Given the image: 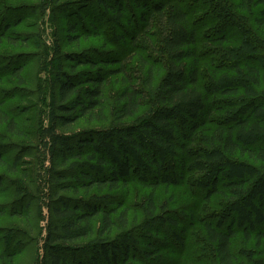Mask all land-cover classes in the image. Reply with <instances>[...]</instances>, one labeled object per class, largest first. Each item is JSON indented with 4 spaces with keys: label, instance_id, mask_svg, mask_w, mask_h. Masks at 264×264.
<instances>
[{
    "label": "trees",
    "instance_id": "trees-1",
    "mask_svg": "<svg viewBox=\"0 0 264 264\" xmlns=\"http://www.w3.org/2000/svg\"><path fill=\"white\" fill-rule=\"evenodd\" d=\"M105 1L97 3L109 7V11L114 9L109 28L119 25L125 8L123 0L104 5ZM206 1L212 10L194 18L193 6L183 0H128L139 11L140 20L128 43L149 55L136 53L139 69L128 68L131 58L123 60L108 54L94 57L64 53L62 59L56 58V64L46 61L43 55V67L54 65V78L50 111L43 115L49 124L40 135L51 164L61 169H54L51 181V194L58 204L51 211L42 264H126L136 256L134 234L111 238L115 229L128 227L129 208L122 197L114 194L129 188L130 183L149 189L142 204L147 244L140 257L152 258L160 242L152 240L153 234L164 227L166 231L179 226L180 233L173 236L183 249L195 221L203 224L202 247L213 264H245L232 249L240 233L246 241L255 240L257 247L261 246L264 0H237L233 10L228 2L219 7L216 0ZM1 7L0 44L6 37L15 45L20 38L8 31L21 19L6 23ZM68 10L69 17L76 11ZM211 16L217 23L202 38L198 28ZM249 18L256 31L249 26ZM131 23L127 20L126 27L131 28ZM234 27L238 28L236 39L230 37ZM77 31V26L68 21L69 41L80 39ZM125 38L112 33L107 40L114 45L124 43ZM202 58L206 59L205 66ZM62 60L69 65L65 67ZM0 62V82L8 75L24 84L26 61L3 56ZM119 76L121 90L115 94V104L108 113L107 86L111 78ZM7 95L4 92L0 98V135L5 131L7 137H27L16 117L4 108ZM85 119L109 126L66 133ZM4 149L0 144V167L8 176H16L11 182L16 196L25 202L31 195V180L22 168V159H4ZM6 177L0 176V189L5 187ZM25 178L30 180L27 185L21 182ZM184 184L200 191L210 205L213 198H221L217 209L205 208L210 214L203 220H194L192 215L185 226L175 216L167 215L165 208L160 212L156 196L161 187ZM24 205L28 207V199ZM28 209L12 210L11 216L27 217ZM6 215V206H0V218ZM0 235L7 246L18 244L15 231L3 228ZM251 252L246 256L253 259ZM5 254L1 255L3 259L13 264L17 253L7 250Z\"/></svg>",
    "mask_w": 264,
    "mask_h": 264
},
{
    "label": "rangeland",
    "instance_id": "rangeland-1",
    "mask_svg": "<svg viewBox=\"0 0 264 264\" xmlns=\"http://www.w3.org/2000/svg\"><path fill=\"white\" fill-rule=\"evenodd\" d=\"M158 1L162 0H151V2ZM216 1H218L217 5L219 7H223L228 2V5L233 10V4L237 0H224V3L220 4L219 0ZM107 2L111 4L112 0H106L102 3L107 5L105 4ZM122 2L125 8L124 13L121 14V23L119 25L115 24V26L111 25L112 28L111 26L109 28L108 23L112 19L114 9L110 6L112 10L109 11V7L99 6L97 0H0L1 12L6 23L21 19L19 22L16 21L17 23L13 22L12 28L8 31L12 36H18L20 38L19 42L12 45L8 42V38L2 39L0 61L5 56L6 58L14 59L16 62H27L23 71L24 84H20L18 80H14L13 77L10 78L8 75H3L4 79L0 82V98L4 95V92L9 93V96L7 95L4 98V108L16 117L24 132L27 133V137H7L5 131H1L4 137L0 135V144L5 147L3 150L4 159L13 160L15 156L22 159L24 163L22 168L26 171L27 178L29 177L31 180V195L30 198H27L29 209L25 211L28 216L13 217L11 216L12 210L23 212L22 209L28 208L27 206L25 208L24 205L27 199L24 202L16 196L15 187L13 182H11V179L16 176H8L6 170L0 167V176L4 177V174L7 176L5 187L0 189V206H6L8 212V215L0 218V233L3 228L10 229V231L13 230L20 241L16 245L11 242L7 246L0 235V264H11L10 261H6L1 256L7 250L17 253L12 258L13 264H42L45 253L43 246L47 236L48 224L52 217L51 211L58 204L51 194V181L54 176V169L61 168H54L53 164H51V156L43 146L40 135L41 129H44L49 124L48 118L43 117V115L50 111L51 80L53 81L54 78V65L50 64L49 67H43V55L46 57V61L50 62L53 60V63L56 64L54 62L57 61L56 58L60 56V59H62L64 53L67 55L73 53L91 54L94 57L107 56L108 54V56H119L118 58L123 60L131 58L128 68L136 67L139 69V57L136 53L139 52L143 55H147V53L142 50H135L128 43L131 31L135 32L138 30V25L140 24L139 11L130 6L128 0H123ZM183 2L187 6H193L191 8L195 11L192 14L194 18L212 10L211 3L206 0H183ZM67 9H76V11L74 10L75 12L69 17L67 16L69 13ZM259 9L261 8H258L257 11ZM127 20H132L131 28L126 27ZM247 20H249V26H252L251 29L256 31L254 23H251V18ZM68 21L74 23L77 26V32L80 33L77 36L80 39L76 42L67 39L69 37L68 32H66ZM216 23L213 16H211L203 26L201 25L198 28L199 36L205 38L204 35ZM92 26H96L98 34L94 32ZM1 28L2 24L0 23V34L2 33ZM237 30L238 28L234 27L230 33L231 38H237ZM112 33L119 37L121 35L126 37L124 43L119 42L112 45L107 40L110 35L112 36ZM120 41H123V39ZM202 60V65L205 66L206 59L202 58ZM62 63L65 67L69 65L65 63V60H62ZM0 65L2 66V64ZM120 90L121 77L111 78L107 86L105 101L108 113L115 104V94ZM107 126H109L108 123L99 124L85 119L74 125L66 133L73 135L86 128ZM28 169H32L33 172ZM27 178L22 179L21 182L27 185L28 181H30ZM148 194L149 189L136 183H130L129 188L114 194L122 197L125 206L129 208V222L126 229L120 231L115 229L111 238L120 239L121 233H131V235L134 234L133 237L137 241V245L133 246L136 256H132L126 264H213L212 258L206 256L202 247L203 224L196 223V221L188 230V235L185 237L186 245L183 249L180 248L173 236L175 233H180L179 226L177 228H169L170 232L168 231L169 229L165 231L166 227H164L158 233L153 234L152 240H160V242H158L157 251L152 254V258L139 256L147 244V240H144L145 238L143 237L146 216L142 204ZM156 196L160 199L158 201L160 212L165 208L167 215L175 216L180 225L184 226L189 223L188 218L192 215L195 216L194 220H203L205 215L210 214L208 210L218 208V202L221 200L217 196L211 200V205L205 203L202 193L191 189L187 184L170 188L161 187ZM206 207L208 210L205 209ZM24 232L26 233L24 234ZM232 249L239 259L244 260L245 264H256L260 260L264 261V241H262L261 246L257 247L255 240L246 241L240 233L233 241ZM251 250L253 251L251 252L253 259L246 256V253ZM86 256L90 258L88 254ZM83 259H85V255Z\"/></svg>",
    "mask_w": 264,
    "mask_h": 264
}]
</instances>
